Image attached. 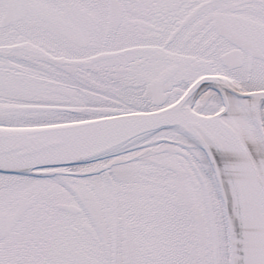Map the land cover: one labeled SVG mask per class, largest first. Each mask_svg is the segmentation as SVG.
<instances>
[{"label": "snow or ice", "instance_id": "snow-or-ice-1", "mask_svg": "<svg viewBox=\"0 0 264 264\" xmlns=\"http://www.w3.org/2000/svg\"><path fill=\"white\" fill-rule=\"evenodd\" d=\"M0 264H264V0H0Z\"/></svg>", "mask_w": 264, "mask_h": 264}]
</instances>
